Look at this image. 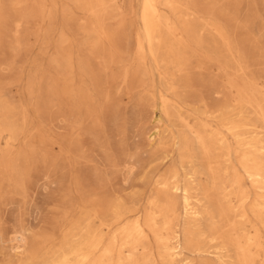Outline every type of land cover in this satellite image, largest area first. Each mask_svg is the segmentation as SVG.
<instances>
[{"label":"rangeland","instance_id":"rangeland-1","mask_svg":"<svg viewBox=\"0 0 264 264\" xmlns=\"http://www.w3.org/2000/svg\"><path fill=\"white\" fill-rule=\"evenodd\" d=\"M0 264H264V0H0Z\"/></svg>","mask_w":264,"mask_h":264},{"label":"bare ground","instance_id":"bare-ground-1","mask_svg":"<svg viewBox=\"0 0 264 264\" xmlns=\"http://www.w3.org/2000/svg\"><path fill=\"white\" fill-rule=\"evenodd\" d=\"M155 17V16H154ZM144 20H145V18H144ZM151 52V51H150ZM138 231V230H137ZM22 243V242H21ZM21 246V245H20ZM22 250V249H21ZM80 259V258H79ZM83 260V259H82ZM86 260V259H85ZM83 262V261H82Z\"/></svg>","mask_w":264,"mask_h":264}]
</instances>
